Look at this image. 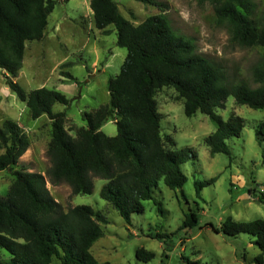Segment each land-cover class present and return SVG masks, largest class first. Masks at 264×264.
<instances>
[{
    "label": "trees",
    "instance_id": "trees-1",
    "mask_svg": "<svg viewBox=\"0 0 264 264\" xmlns=\"http://www.w3.org/2000/svg\"><path fill=\"white\" fill-rule=\"evenodd\" d=\"M136 1L154 4L152 0ZM210 3L217 20L226 23L235 44L264 48V9L254 18L253 0ZM54 5V0H0V72L5 86L25 103L32 120L46 116L50 121L47 180L52 185L66 183L75 195L90 194L92 180L103 179L100 197L126 223H130L131 214L143 212L144 200H153L163 214L161 203L154 199V189L163 180L169 189L183 196L186 177L180 166L195 153L174 149L173 139L162 135L156 92L171 87L183 101L186 117L196 112L208 116L216 126L205 139L209 153L229 154L225 141L240 136L244 121L235 114L224 121L214 111L224 108L229 96L237 104L264 109V52L252 69L256 87L242 81L232 83L221 66L197 54L191 39L173 31L165 14L149 16L133 25L120 14L114 0H90L95 28L106 34V28L113 25L116 44L126 49V56L119 73L107 81L108 104L84 113L86 127L78 128L71 136L64 127L65 113L52 111L57 103L68 104L62 93L44 87L25 92L13 80L22 68L26 42L42 40ZM64 77L71 78L68 73ZM110 119L116 126L113 137L100 131ZM262 127L256 132L259 142L264 136V122ZM28 147L18 124L4 120L0 125V172L15 166ZM13 177L6 197H0V248L10 255L8 264H51L54 259L61 264H109L96 260L90 251L102 236L99 223L106 221L101 213L84 205L64 210L49 194L46 177L39 173L19 170L13 172ZM213 181L196 183V194ZM257 200L264 202V194H259ZM197 221V214L190 211L182 228ZM213 231L225 236H253L260 251L255 262L263 263V220L236 222L229 217ZM135 256L148 262L154 254L138 249ZM184 261L180 264H189Z\"/></svg>",
    "mask_w": 264,
    "mask_h": 264
},
{
    "label": "rangeland",
    "instance_id": "rangeland-1",
    "mask_svg": "<svg viewBox=\"0 0 264 264\" xmlns=\"http://www.w3.org/2000/svg\"><path fill=\"white\" fill-rule=\"evenodd\" d=\"M54 1L44 37L26 42L22 68L13 80L25 92L44 87L62 93L68 104L57 103L52 111L65 113L64 127L75 136L78 128L86 127L84 113L108 104L107 81L119 73L126 49L117 46L113 25L106 28V34L95 28L90 0ZM114 1L120 14L133 25L149 16L165 14L173 31L191 39L197 54L221 66L230 82L242 81L251 88L256 87L252 69L259 63L264 48L235 44L226 23L217 20L210 0H152L154 4ZM253 3V17L258 18L264 9V0H253ZM64 73L71 78L64 77ZM155 100L161 115L162 135L173 139L174 149H190L195 157L190 156L180 166L186 177L183 196L160 180L153 196L161 203L163 214L157 211L153 200H144L143 212L131 214L130 223H126L100 197L103 179L92 180L90 194L75 195L66 183L52 185L47 180L50 121L46 116L32 120L25 103L5 86L0 72V125L7 119L16 122L29 142L19 162L0 172V197H6L14 179L13 172L25 170L46 177L49 194L64 210L79 205L92 207L106 221L99 223L102 236L90 249L99 262L180 264L186 259L189 264H256L260 251L253 236L243 233L225 236L213 228L219 229L229 217L236 222L264 221V202L257 200L259 194H264V136L259 138L260 142L256 136L263 129L264 109L237 104L229 96L224 108L214 112L224 121L235 114L243 119L244 127L240 136L225 141L229 154L211 155L205 139L216 126L208 116L196 112L186 117L183 101L171 87L158 90ZM100 131L113 137L116 126L110 119ZM210 180L214 181L202 187L197 195L195 184ZM190 211L197 214L198 221L182 228ZM158 234L161 237L155 238ZM138 249L153 253V258L148 262L138 260L135 256ZM9 262V253L0 248V264ZM51 264L61 263L54 259Z\"/></svg>",
    "mask_w": 264,
    "mask_h": 264
}]
</instances>
